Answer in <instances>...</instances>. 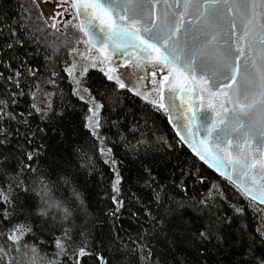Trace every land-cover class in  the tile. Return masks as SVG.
Returning a JSON list of instances; mask_svg holds the SVG:
<instances>
[{"label": "snow or ice", "instance_id": "6c2138e0", "mask_svg": "<svg viewBox=\"0 0 264 264\" xmlns=\"http://www.w3.org/2000/svg\"><path fill=\"white\" fill-rule=\"evenodd\" d=\"M53 2L48 18L38 0L15 15L0 5V264H264V0ZM61 14L63 40L46 59L63 47L66 76L49 67L43 79L29 46ZM90 69L106 82L93 84ZM62 79L84 105L75 141L59 126L66 106L53 103ZM127 93L144 115L127 109ZM160 110L216 180L195 161L161 169L156 154L176 145L157 134ZM49 131L62 153L49 152ZM100 160L111 176L93 212L81 173L96 175Z\"/></svg>", "mask_w": 264, "mask_h": 264}, {"label": "trees", "instance_id": "16d2710c", "mask_svg": "<svg viewBox=\"0 0 264 264\" xmlns=\"http://www.w3.org/2000/svg\"><path fill=\"white\" fill-rule=\"evenodd\" d=\"M22 3H25V0H0V5H7V10L9 11L10 15H15V13L19 11V4ZM36 15H38V12L34 8L33 19H35ZM42 22L43 21H39V23L43 24ZM36 36L40 37L42 44L39 48H37L35 45L29 46L31 51L30 62L35 68L39 69L40 73L43 74V79H47L49 74V67H54L57 72H60L61 76H66V73L62 71V68L64 67L62 61L65 56L64 48H60V53L58 56H53L52 60H48L46 59V54L51 56L53 53V48L48 47L50 43L45 39L44 34L37 32ZM68 59L71 58L69 57ZM25 75L28 74L25 73ZM90 75L91 82L95 85H99L101 81L106 82V78L103 76V74L92 71L90 72ZM35 79L37 81H40L42 78L41 76H37ZM53 79H55V77H53ZM58 83L60 85V89L63 92V96L60 97L59 94H57L56 97H53V103L57 108H59L61 103L66 106L65 115L62 121L60 122L59 126L61 129L64 130L65 135L70 140L75 141L78 139L79 133L87 131L86 129H82L84 105L82 102L77 101L75 96L71 93L70 79H62L59 80ZM47 87L54 92L56 91V89L53 88L51 85H47ZM0 98L7 99L8 97L0 96ZM30 100V96L21 97L19 107H26ZM124 103L130 112L136 114L137 118L145 114V102L141 98L136 97L134 94L127 93L126 97L124 98ZM73 105L76 106L75 109L72 107ZM150 114L153 116L158 126L157 134L160 136H164L170 143L176 145L174 150H168L167 156H165L163 148H161V151L156 154L155 159L158 163L161 159L164 160V163L161 164V169L171 167L173 164L177 163H187L191 165V163L195 161L198 165H201L203 167L205 174L208 175L210 180H216L218 178L215 173H213L210 169L200 163L181 143L177 144L178 138L176 137L170 124L168 123L164 110L155 111ZM38 119L39 117L37 115V121ZM49 135L52 137V139L50 140L51 148L49 149V152L53 155L62 153L67 148V144H64L61 141L59 133L53 135L51 131H49ZM123 151V148H120L117 151L116 155L119 159L123 161V167L126 170L127 175L134 176L138 168V163L134 161L131 157H124ZM50 162V159L46 160V163ZM100 170H102L104 174L103 181L99 177ZM96 173V175L91 176H85L83 172L81 173V182L86 184L87 186L86 196L91 199L90 210L93 212H95L97 208H104V192L107 190L108 187L107 182L109 177L111 176V170L107 165L103 163L102 160H100L97 162ZM163 174L167 175V172L164 171ZM0 186L6 187V181L0 179ZM79 222L82 223L83 221L81 220ZM125 226L127 227V225Z\"/></svg>", "mask_w": 264, "mask_h": 264}, {"label": "rangeland", "instance_id": "374dc122", "mask_svg": "<svg viewBox=\"0 0 264 264\" xmlns=\"http://www.w3.org/2000/svg\"><path fill=\"white\" fill-rule=\"evenodd\" d=\"M38 2H39V9L43 11L45 18H48L52 14V9L55 6L53 0H48L47 3H44L43 0H38ZM56 11L61 12V9L57 8ZM62 19H63V14L58 16L55 21L52 19H47L48 25H51L53 23H56L57 25L56 28L48 27L46 32L44 33L45 39L53 46H58L60 42L63 40L60 31L57 30L60 28V21Z\"/></svg>", "mask_w": 264, "mask_h": 264}, {"label": "water", "instance_id": "95a60500", "mask_svg": "<svg viewBox=\"0 0 264 264\" xmlns=\"http://www.w3.org/2000/svg\"><path fill=\"white\" fill-rule=\"evenodd\" d=\"M118 63H122V61H117ZM165 96H166V92H165ZM165 104H167V99H165L164 101H163ZM180 101H179V97L177 98V103H179ZM165 112V111H164ZM165 114H166V117H167V121H168V123L170 124V126H171V128H172V130H173V132H174V134L176 135V137L178 138V140H179V135H178V131L180 132V134H183V132L181 131V130H178L177 128H174L173 126H172V123H170L169 122V120H168V115H167V113L165 112ZM198 138V137H197ZM182 144V143H181ZM193 156H194V154L191 152V150L186 146V145H184V144H182ZM195 157V156H194ZM196 158V157H195ZM197 160H198V158H196ZM199 161V160H198ZM200 163H202L203 164V162H201V161H199ZM204 166H206L207 168H208V166L207 165H204ZM208 169H210L213 173H215L217 176H218V173H216L215 172V170L214 169H211V168H208Z\"/></svg>", "mask_w": 264, "mask_h": 264}, {"label": "flooded vegetation", "instance_id": "af4514ba", "mask_svg": "<svg viewBox=\"0 0 264 264\" xmlns=\"http://www.w3.org/2000/svg\"><path fill=\"white\" fill-rule=\"evenodd\" d=\"M81 47H83V45H81ZM119 70H120V71H124V68H123V67H121ZM92 71H95V72H98V73H100L98 69H90V72H92ZM100 74H102V73H100ZM141 75H144V74H143V73H141ZM150 79H151V77H150V75H149V76H148V78H147V79H145L144 83H145V84H148V83H149V81H150Z\"/></svg>", "mask_w": 264, "mask_h": 264}]
</instances>
